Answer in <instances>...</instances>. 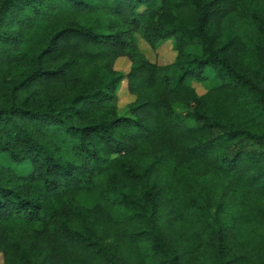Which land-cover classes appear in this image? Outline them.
Returning <instances> with one entry per match:
<instances>
[{
    "label": "trees",
    "instance_id": "obj_1",
    "mask_svg": "<svg viewBox=\"0 0 264 264\" xmlns=\"http://www.w3.org/2000/svg\"><path fill=\"white\" fill-rule=\"evenodd\" d=\"M0 264H264V0H0Z\"/></svg>",
    "mask_w": 264,
    "mask_h": 264
},
{
    "label": "rangeland",
    "instance_id": "obj_2",
    "mask_svg": "<svg viewBox=\"0 0 264 264\" xmlns=\"http://www.w3.org/2000/svg\"><path fill=\"white\" fill-rule=\"evenodd\" d=\"M137 46L150 62L165 64L168 62H172L175 56L174 42L172 40H167L160 43L155 50L151 49L140 39H137ZM114 69L121 73H127L129 69V62L126 59H118L114 64ZM207 76L208 79L204 86L195 83L193 84L196 89V92L199 95L203 94L208 87H214L221 83V81L215 76L213 71H208ZM131 100L132 99L128 96L126 92L125 86H121V88L117 90L116 99L113 105L122 108L125 107L126 104Z\"/></svg>",
    "mask_w": 264,
    "mask_h": 264
}]
</instances>
